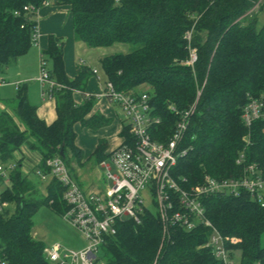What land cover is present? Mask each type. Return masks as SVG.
Here are the masks:
<instances>
[{
	"label": "trees",
	"instance_id": "16d2710c",
	"mask_svg": "<svg viewBox=\"0 0 264 264\" xmlns=\"http://www.w3.org/2000/svg\"><path fill=\"white\" fill-rule=\"evenodd\" d=\"M45 5L69 6L74 39L89 49L131 46L128 53L105 56L99 63L117 91L150 90L160 119L151 132L153 140L168 139L178 113L187 110L199 93L183 139L187 153L172 170L177 182L185 180L183 188L200 184L204 175L239 177L242 168L235 161L241 154L246 164H255L264 173V120L249 127L241 120L249 98L264 105V21L259 23L264 0H0V75L35 42L36 12ZM62 44L50 36L40 56L51 64L50 79L64 87L50 92L55 120L47 125L39 119L36 107L19 89L14 118L0 112L3 167L25 146L39 154L43 169L62 147V161L72 175L69 162L84 164V153L74 144V126L95 131L111 124L103 116H90L93 99L79 105L73 101V91L83 92L91 73L79 66L69 79ZM191 53L195 60L189 64ZM119 136L129 139L127 126ZM107 150L106 141L99 140L91 159L100 163ZM14 166L7 185L0 176V204L6 203L0 212V259L8 264H50L45 245L31 235L32 217L42 205L63 214L64 188L50 178L41 199L37 183L22 172L20 162ZM202 205L221 236L235 240L227 243L232 258L239 253V264H264V207L245 193L205 198ZM209 234L199 224L190 231L173 226L165 235L157 215L145 212L139 223L117 222L115 235L102 247L103 256L105 264H221L206 245Z\"/></svg>",
	"mask_w": 264,
	"mask_h": 264
},
{
	"label": "built area",
	"instance_id": "2783aa9c",
	"mask_svg": "<svg viewBox=\"0 0 264 264\" xmlns=\"http://www.w3.org/2000/svg\"><path fill=\"white\" fill-rule=\"evenodd\" d=\"M23 10L26 11L27 7ZM194 60L195 55L191 54L189 64ZM92 74L96 76L97 72L92 70ZM96 78L99 80V76ZM37 81L45 87V93L49 95L54 89L64 88L50 79L42 58L39 60ZM3 84V80L0 79V86ZM13 84L15 87L18 85ZM81 94L85 100L93 99L95 102L104 99L109 104L119 107L127 121L129 139L122 138L121 144L110 150L106 157L108 164L105 160L98 163L104 169L106 180L109 181L101 193L83 190L59 156L46 160L43 169L39 167L41 159L30 167L28 175H36L41 182L54 178L64 188L62 200L67 210L61 214V218L87 242L83 251L73 254L60 253L58 246L46 248L44 250L46 260L50 264H97L96 254L106 239L115 235L117 222L132 220L139 223L143 213L152 212L160 219L165 235L173 226L185 231H190L199 224L208 228L210 234L206 245L214 258L221 264H233L227 243L233 245L236 242L234 239L229 241L221 236L206 219L202 201L209 197H237L245 193L260 207H264V173L255 164H246L241 154L235 161L236 165L242 168L239 177L215 179L204 175L200 184L189 189L182 186L185 180L180 184L172 177V170L187 153L183 139L195 112L199 93L187 110L178 113L180 115L178 121L168 139L164 141L153 140L151 137L152 130L160 125V119L154 113L147 92H119L106 81L99 93L90 94L83 91ZM168 109L177 114L170 105ZM241 120L247 127L254 121L264 120L263 103L249 98L242 110ZM16 153L19 156L14 161L20 162L22 168L26 160L21 150ZM14 167L9 165L6 168L0 164V176L5 185L8 184V174ZM145 201L150 202L151 209L145 206ZM5 207L6 203H1L0 212ZM0 264L8 263L0 259Z\"/></svg>",
	"mask_w": 264,
	"mask_h": 264
},
{
	"label": "rangeland",
	"instance_id": "374dc122",
	"mask_svg": "<svg viewBox=\"0 0 264 264\" xmlns=\"http://www.w3.org/2000/svg\"><path fill=\"white\" fill-rule=\"evenodd\" d=\"M259 8H256L255 12H257ZM264 21V15H261L259 18V23L261 24ZM76 61L77 63H82L90 69L96 70L102 87L106 83L105 75L101 69L99 60L104 58L105 56L115 55V54H126L131 50L130 45L125 44H113L107 48H100V49H89L83 43H78L76 46ZM194 54V53H191ZM44 60L45 70L48 71L51 68L50 62L42 57ZM40 60V58H39ZM39 60L32 62L27 61L22 66L21 62L17 64H12L5 71L0 75V79L3 80L4 84L0 86V112L5 111L10 116H14V112L12 107L7 106L6 103H9L11 100H15L18 94V89H16L11 82L14 80L23 81L29 80L30 82L24 85H21L20 90L24 92L25 96L28 99V102L36 107L40 108L41 105H44V101L47 103L49 101L48 96L44 99L42 98V93L45 92V88H42L39 83L32 81L34 78L38 77L39 75ZM20 72V76L17 74ZM24 73V75H23ZM95 87V84L91 79L88 81L86 85V89H92ZM20 91V92H21ZM138 91L148 92L150 90L147 87H141ZM74 100H78L77 96H73ZM76 98V99H75ZM43 99V100H42ZM111 111L118 116L121 126H126L127 121L124 119L123 113L119 107L116 105L111 106ZM44 114L49 118H52L53 112L52 109L49 107V104H46L44 108ZM95 109V107H94ZM47 118V117H46ZM97 131V130H95ZM74 133L76 135L74 144L81 150H83L88 157H90L94 151V146L96 139L93 135V131L80 128V126L75 125ZM116 141V140H115ZM117 143H111V146ZM110 149H108L109 151ZM23 156L28 161H33L32 155L29 153L27 149L21 150ZM84 164L82 166H78L75 163L69 162V168L72 170L73 173L79 176L80 182H87L90 181V185L93 187L97 193L102 192V188L105 185L109 184V181L106 180L104 175V169L95 163L93 159L91 162H87V160H83ZM106 163L108 164V160L105 159ZM15 161L12 159L4 164L6 168L9 165H14ZM92 166V167H91ZM91 168V169H90ZM23 171V169L21 168ZM94 172V173H92ZM6 173H9L6 171ZM93 175V176H92ZM86 178H85V177ZM29 180L33 183H37V190L40 193L39 198H44L45 195V188L47 183L49 182L50 178H48L45 182H40L38 177L34 174L28 175ZM85 178V179H84ZM78 184V183H77ZM145 206L148 209H151V204L149 201H145ZM13 205L10 203L8 209H12ZM33 227L31 230V235L34 239L41 241L46 248H51L52 246H58L60 248V253H79L85 249L87 246V242L85 241L84 237L77 232L71 225L63 221L61 215L55 213L49 205H42L39 207L32 217ZM97 264L105 263V259L103 256L102 248L99 249L97 252ZM233 264H239L240 262V255L239 253H235V256L232 259Z\"/></svg>",
	"mask_w": 264,
	"mask_h": 264
},
{
	"label": "crops",
	"instance_id": "0c3cea01",
	"mask_svg": "<svg viewBox=\"0 0 264 264\" xmlns=\"http://www.w3.org/2000/svg\"><path fill=\"white\" fill-rule=\"evenodd\" d=\"M50 36H53L55 38L62 40L64 73L69 79H73L75 77L77 67L83 66V67L88 68L84 64L77 63V61H76V52L77 51L75 48H76L78 43H82V42L75 41V39H74L70 9H69V6H66V5H63V6L62 5L61 6L60 5L59 6L58 5L57 6L45 5V6L41 7L39 10H37V12H36L35 42L31 44V46L29 47V49L25 55H23L17 59L15 64L18 65V62H21L20 66H22L27 61L31 60L32 62H34L37 59L39 60L43 51H45L47 49V42H48V38ZM88 69L90 70L91 75H90L89 79L87 80V83L91 79V82L93 80L95 87L92 89H86V87H85L84 92L90 93V94L99 93L103 89V87L100 83V78H99V80H97L96 77L98 76V74L96 76L92 74V70H94V69H90V68H88ZM23 75H24V73H23ZM17 76H20V72L17 74ZM32 81L39 83L37 81V77L34 78ZM29 82H30L29 80L28 81L27 80H23V81L14 80L11 82V84L15 87V85L13 83H18L17 87H15V88L19 90L21 88L20 87L21 85L27 84ZM87 83H86V85H87ZM40 86L42 88H45L41 84H40ZM45 92H46V90H45ZM45 92L42 93V98L44 99L46 96H48L49 101L47 103L44 101L43 102L44 105H41L40 108H36V114L39 117V119L44 121L45 124L49 125L55 120L54 101L51 98V96ZM74 95L77 96L78 100H74V98H73ZM72 98H73V101L75 102V104H78V105L81 104L85 100V98L81 94V92H74L72 95ZM13 101L14 100H11L9 103H6L7 106L12 107V110H13ZM46 104H49V107L52 109V112H53L52 118H49L48 116H46L44 114V111H46V109L44 110V108L46 107ZM112 105L113 104H109L104 99L99 100V101H95L94 106L90 112V116L91 115H98V116H103V117L111 120V124L109 126L98 129L97 131H93L94 132L93 135L95 136L94 138L96 139L94 149H95L96 144L99 140L106 141V143L108 145V149H110V150L118 147L122 142V138L119 136L122 126L120 124L118 116L111 111ZM94 107H95V109H94ZM12 117L14 118V116H12ZM78 126H80V125H78ZM115 140L117 141V143L115 144V146H114V144L111 146V143L116 142ZM25 149L28 150V148L25 146H23L21 148V150H25ZM110 150L109 151L107 150L105 154H108L110 152ZM28 151L32 155L33 161H28L27 159H25L26 161L23 162L22 169H23V173L26 175H28L30 167L33 164L38 163L41 159L39 154H37L36 152H32L30 150H28ZM83 153H84L83 160H87V162L88 161L91 162L90 161L91 156L88 157V155H86V153L84 151H83ZM22 155H23V153H22ZM18 156H19V154L15 153L13 160L15 158H18ZM92 164H97V163H92ZM92 173H94V172H92ZM72 175H73V178L75 179V181L79 184V186L83 190L94 191V190H92L93 187L90 185L89 180H87V182L83 183V182H80L78 180L79 176L77 177V175L75 173H73Z\"/></svg>",
	"mask_w": 264,
	"mask_h": 264
},
{
	"label": "water",
	"instance_id": "95a60500",
	"mask_svg": "<svg viewBox=\"0 0 264 264\" xmlns=\"http://www.w3.org/2000/svg\"><path fill=\"white\" fill-rule=\"evenodd\" d=\"M58 155H59V157L63 158V148L62 147H61Z\"/></svg>",
	"mask_w": 264,
	"mask_h": 264
}]
</instances>
